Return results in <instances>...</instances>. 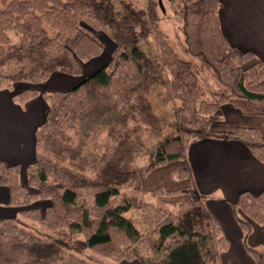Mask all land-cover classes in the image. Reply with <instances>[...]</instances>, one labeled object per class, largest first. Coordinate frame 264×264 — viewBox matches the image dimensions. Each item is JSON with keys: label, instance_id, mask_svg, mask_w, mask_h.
<instances>
[{"label": "trees", "instance_id": "1", "mask_svg": "<svg viewBox=\"0 0 264 264\" xmlns=\"http://www.w3.org/2000/svg\"><path fill=\"white\" fill-rule=\"evenodd\" d=\"M174 1L185 50L212 81L209 93L193 63L174 50L151 4L9 0L0 9V89L11 91L16 103L41 95L47 105L25 185L18 164L0 161V185L7 187L10 205L47 202L42 214L34 207L20 210L19 219H0V264L103 262L64 250L29 231L21 219L50 231L67 229L69 236L78 233L82 246L115 262L219 264L228 242L195 186L187 150L192 140L235 139L264 164V136L255 128L211 127L222 119L226 103L243 115L264 117V62L229 43L220 26L219 0ZM85 18L110 29L109 61L67 90H15L18 83L38 85L53 73L80 76L82 64L103 53L104 43L83 26ZM149 36L170 76L167 93L179 102L176 134L161 136L163 119L146 94L162 83L160 71L139 48ZM137 131L158 138L146 152L134 137ZM144 158L146 163H136ZM231 209L246 252L264 264V245L247 243L252 223L264 225V189L241 191Z\"/></svg>", "mask_w": 264, "mask_h": 264}, {"label": "crops", "instance_id": "2", "mask_svg": "<svg viewBox=\"0 0 264 264\" xmlns=\"http://www.w3.org/2000/svg\"><path fill=\"white\" fill-rule=\"evenodd\" d=\"M219 2L220 26L229 43L240 50L252 51L264 62V0ZM100 60L93 58L87 61V65L83 63L82 72L85 67L87 75L91 74ZM81 80L79 76L53 73L38 84L37 89L67 90ZM11 96V91L0 89V161L8 165L18 164L20 172L24 173L25 167L35 159V132L44 122L47 105L41 95L24 104L14 102ZM221 108L223 117L212 123V129L232 131L237 126L253 127L264 136V117L243 115L228 103ZM187 157L205 207L228 242L227 249L219 255V264H256L243 246L242 231L233 216L231 203L241 191L258 193L264 189V164L235 139L192 140ZM8 201L9 191L0 185V219H19L20 209ZM247 243L252 247L264 245V225L252 223ZM116 264L138 262L123 260Z\"/></svg>", "mask_w": 264, "mask_h": 264}, {"label": "rangeland", "instance_id": "3", "mask_svg": "<svg viewBox=\"0 0 264 264\" xmlns=\"http://www.w3.org/2000/svg\"><path fill=\"white\" fill-rule=\"evenodd\" d=\"M8 1L9 0H0V9L4 8L5 5L8 3ZM134 2L138 8H145L148 4H151L154 6V8H156L159 17V24L162 30L164 31V33L169 37V40L171 41V45L173 46L174 50L179 54L180 57L184 58L187 61H191L193 63V68L195 70V73L199 77L201 87L204 89L205 92L209 93L212 86V81L210 80L209 76L199 68L196 60L192 58L185 50L183 37L178 28V19L175 15V11L178 8L179 4L178 3L176 4L174 0H134ZM83 24H84L83 26L86 29H88L90 32L95 34L104 43L103 53L99 57H97L100 58L102 61L100 60L101 61L100 64L97 67H95L94 70H96V68L98 69L99 67L105 65L110 59V52L113 47V43L111 41L112 33L109 28L100 25L99 23H97L96 21L90 18L83 19ZM139 48L152 61V63L155 65L156 69L160 71L162 76V83L151 86L146 93L151 103L153 112L158 116H161L163 119L161 136L168 134H176L177 127H176L174 109L178 106L179 102L174 98L169 97L167 93L166 81L169 79L170 76L168 71L164 69L161 65L158 54L159 52L156 48L153 37L149 36L145 40L141 41L139 44ZM84 63H86L85 65H87V61ZM86 70L87 68L85 69L84 67L83 72L79 77L84 78L83 76H87ZM26 86L38 87V85L18 83L15 85V90H21ZM134 137L138 141V144L140 145L141 149L144 150L145 152L148 151L152 147L153 143L156 142V140L158 139L152 137L151 134L149 135L148 133H144L140 131H137L134 134ZM144 159L136 161V163L138 165H142L147 162V158ZM19 180L21 184L25 185L26 183L25 172L24 173L20 172ZM142 197L145 200L150 201L151 203H155V199H153L151 196L147 194L142 195ZM46 204H47L46 201L38 200L32 202L29 206L19 209L23 210L26 208L36 207L38 208L39 212L42 214ZM126 216L131 217V213L130 212L126 213ZM134 218H136V215L132 217V220L137 226V228L139 230L144 231L143 226L137 221H135ZM21 221L25 223V226L29 231L44 237L45 239L55 243L56 245L60 246L61 248H63L68 252H72L86 259L89 257L103 259L102 264L117 263L110 259L101 258L99 255L93 253L92 251L82 246L78 241L82 236L78 233H76L73 236H69L68 235L69 231L67 229L50 231L45 229L38 223H34L26 219H21Z\"/></svg>", "mask_w": 264, "mask_h": 264}]
</instances>
